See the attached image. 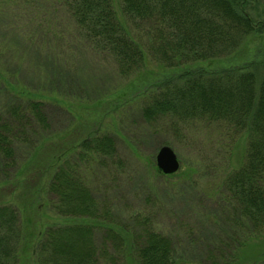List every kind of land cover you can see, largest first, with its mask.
Wrapping results in <instances>:
<instances>
[{"label": "trees", "instance_id": "obj_1", "mask_svg": "<svg viewBox=\"0 0 264 264\" xmlns=\"http://www.w3.org/2000/svg\"><path fill=\"white\" fill-rule=\"evenodd\" d=\"M262 2L0 0V21L13 18L14 13L25 19L22 21L26 28L24 40L30 43H27V56L35 50L41 57V51L46 54L50 51L48 45L52 48L55 44L49 58L52 60L55 55L58 60L63 52L58 51L61 44L58 42L62 40L57 37L61 35L77 53L91 51L112 60L119 75L133 76L145 69L150 58L178 72L183 66L233 55L255 32L254 24L258 23L248 8ZM54 14L60 17L56 22ZM40 29L47 35L36 43ZM49 35L54 44L48 40ZM6 57V54L0 56V70ZM42 81L47 82L43 76ZM3 91L13 97L9 98L11 106H0V179L11 168L15 142L29 135L35 124L47 126L45 108L49 105L39 96L26 97L22 89L0 74V93ZM142 92L148 94L143 96L146 103L141 109L148 123L166 122L175 131L185 130L190 123L218 124L221 130L229 123L234 131H248L247 158L226 180L225 202L232 208L227 214L238 225L243 224V219L255 230L264 232V79H259L249 67L224 70L204 67L181 73ZM80 149L81 165L91 168L105 164L111 169L112 164L120 173L127 168L109 134L90 136ZM148 165L155 177H178L177 173L163 175L153 161ZM78 166L68 158L60 162L49 191L56 198L53 209L58 215L79 220L45 230L34 264H129L131 257L136 258L137 264H193L178 254L169 235L156 228L153 215H135L138 228L133 231L120 224L114 204L96 197ZM23 235L18 209L0 205V264H19ZM213 255L204 264H223L222 258Z\"/></svg>", "mask_w": 264, "mask_h": 264}, {"label": "rangeland", "instance_id": "obj_2", "mask_svg": "<svg viewBox=\"0 0 264 264\" xmlns=\"http://www.w3.org/2000/svg\"><path fill=\"white\" fill-rule=\"evenodd\" d=\"M255 4L248 8L258 22L255 32L233 55L183 66L178 72L150 58L145 69L133 76L119 75L112 60L91 51L77 53L61 35L58 51L64 53L58 52V60L55 55L49 58L55 46L52 35L50 51H41L40 57L33 50L27 56L25 19L14 13L13 18L0 21V56H7L0 74L26 97L39 96L49 102L47 126L35 124L29 135L15 142L11 168L0 179V205H12L20 214L24 245L19 264H34L41 236L49 227L79 220L58 215L53 209L56 198L49 191L52 175L66 158L79 165L98 199L114 204L120 224L133 231L138 228L135 215H153L156 228L173 239L184 260L204 264L214 254L223 264H264V232L243 219L244 225H238L227 214L232 208L225 202L224 184L247 158L248 131H234L229 123L221 130L218 124L190 123L185 130L175 131L166 122H146L141 113L147 94L142 91L186 71L249 67L263 80L264 2ZM59 19L54 14L55 22ZM40 30L36 43L47 35ZM10 97V92H1L0 106H11ZM95 134L113 137L118 156L127 163L124 173L112 164L111 169L105 164L81 165V143ZM160 145L170 146L177 154L178 177H155L149 171L150 161L156 165ZM131 258L129 264H137Z\"/></svg>", "mask_w": 264, "mask_h": 264}, {"label": "water", "instance_id": "obj_3", "mask_svg": "<svg viewBox=\"0 0 264 264\" xmlns=\"http://www.w3.org/2000/svg\"><path fill=\"white\" fill-rule=\"evenodd\" d=\"M156 165L166 176L176 174L181 166L177 154L170 146H163L159 149Z\"/></svg>", "mask_w": 264, "mask_h": 264}]
</instances>
